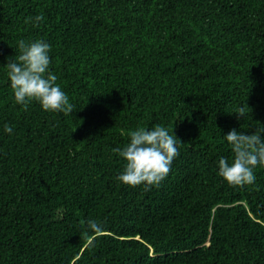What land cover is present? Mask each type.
<instances>
[{
	"label": "trees",
	"instance_id": "obj_1",
	"mask_svg": "<svg viewBox=\"0 0 264 264\" xmlns=\"http://www.w3.org/2000/svg\"><path fill=\"white\" fill-rule=\"evenodd\" d=\"M20 40L50 45L70 112L15 103ZM156 125L170 172L124 185L113 149ZM262 127L264 0H0V264H264V167L218 175L224 136Z\"/></svg>",
	"mask_w": 264,
	"mask_h": 264
},
{
	"label": "clouds",
	"instance_id": "obj_2",
	"mask_svg": "<svg viewBox=\"0 0 264 264\" xmlns=\"http://www.w3.org/2000/svg\"><path fill=\"white\" fill-rule=\"evenodd\" d=\"M35 20H43L42 16ZM19 55H15L6 64L7 76L16 104L23 105L27 110L29 103L38 102L44 111L65 112L71 111L69 98L57 84V76L49 71L50 45L43 40L33 42H18ZM244 114L240 109L239 117ZM7 133L12 132V127L4 126ZM264 127L254 134L238 133L231 130L225 139L231 146L234 154L232 163L225 158H220L218 175L229 185L244 186L255 181L254 169L264 167ZM130 143L123 149L116 148L117 153L126 162L124 172L118 180L124 185L136 187L145 185V190L150 186H159L170 172V166L179 155L177 138L161 125L154 126L151 130L139 128L129 133ZM90 231L99 233L102 228L94 220L87 224Z\"/></svg>",
	"mask_w": 264,
	"mask_h": 264
}]
</instances>
